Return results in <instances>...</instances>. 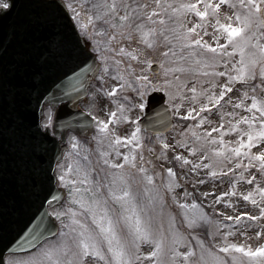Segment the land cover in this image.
<instances>
[{"label":"snow or ice","instance_id":"1","mask_svg":"<svg viewBox=\"0 0 264 264\" xmlns=\"http://www.w3.org/2000/svg\"><path fill=\"white\" fill-rule=\"evenodd\" d=\"M225 6L235 10L224 12L228 22L220 19ZM77 7L81 9L80 12H76L72 4H64L63 0H0V204L7 201L10 191L19 197L39 195L45 181L51 180L41 162L48 152L49 137L46 130L52 117L45 116L41 123L27 125L20 109L47 73L84 54L80 47V36L83 35L95 44L96 51L106 49L128 58L126 62L116 59L115 55L111 57L117 69L123 64L131 70L128 74L131 80L116 71V79L124 80L125 83L115 84L111 91H102L105 96H115L118 90L124 91L126 87H131V83L139 81L140 88L145 90H136L140 102L133 101L131 107L144 109L147 104L145 84L148 77L136 76L132 62L140 61L141 56L149 50L153 53L159 51L165 61L175 58L185 62V66L173 65L168 68L165 75L195 71L205 77L227 78L219 85L212 79L199 81L201 86L208 84V88L201 87L198 91L196 85L188 88L179 76H173V80L183 83V88L192 93L191 97H187L178 90L177 96L194 102L198 97L206 98V102L200 104L199 111L189 107L186 114L179 111L183 104H173L177 116L198 117L196 127L206 122L212 123L207 115H202L207 110L223 107L224 104L233 108L232 112L220 115L217 127L203 129L204 135L189 128L188 131L195 138L191 147L187 137L177 141L181 148H186L193 156L198 151L204 153L195 163L180 152L176 153L174 159L182 162V167L191 165L192 173L199 169H212L204 173L210 177H216L218 171L223 174L225 167L227 173L243 168V171L237 173L239 179H247L248 184H254L255 187L245 194L239 192L233 182L231 191L213 196L212 201L219 204L224 197L240 195L257 206L258 215L247 211L235 216L225 213V219L237 225H241L244 217L249 221L264 220V186H261L264 183V0H184L180 3L177 0H85L84 5L78 4ZM65 8L72 9L75 24L68 22ZM190 13L198 19L189 21L187 18ZM82 17L84 22H81ZM210 17L215 19L211 33L213 42L204 38L209 35ZM177 47L180 52L178 56ZM237 54L239 59H236ZM103 59L104 72L107 74L109 57L105 55ZM189 60L190 64L187 63ZM144 63L150 66L153 60L145 56ZM192 65L197 67L193 68ZM219 65L224 66V71L217 70ZM100 79L103 80L104 76ZM237 83L240 84L241 95L230 97ZM171 84L172 81L167 79L163 81L164 86ZM216 88H219V94L210 91ZM236 108L246 109L249 114L240 115L235 111ZM124 110L125 105L119 104L117 111L123 113ZM110 116V120H99L98 123L106 137L111 133L110 139L114 140V144L110 143V147L127 141L132 149L142 151H129L125 154L117 149V155L123 157L122 163L110 160L108 152L103 153V163L110 164L113 169L107 189L102 183L97 187L96 182L90 179L89 172L78 167L77 175L82 179H73L71 184L89 185L76 188L75 195L70 193L72 203L79 205V210L70 208L67 212L52 213L54 216L70 218L69 232L61 234L64 238L54 249L41 253L43 259L29 264H264V243L253 247L235 242L230 237L240 229L221 232L219 228L232 229L233 225H226L223 220L213 221L196 199L191 203L187 200L181 203L176 198L175 188L179 186V180L172 167L166 169L168 183L165 187L173 193L174 203L182 210L179 223H186L189 229H194L201 222L215 223L219 227L210 233L213 236L211 245H206L203 239L196 237L199 254L191 242L186 240L185 234L176 228L178 221L175 214L169 216L167 231L162 230L163 224L154 229L151 216L144 218L137 210L131 183L132 170L141 174V181L147 185L155 183L154 176L148 175V169L138 166L140 161L147 163L143 155L144 142L138 135L140 128L137 127L130 137L116 135L109 128L111 120L117 119L116 112H111ZM226 116L233 119L226 120ZM236 116H239L238 120ZM122 118L130 119L129 116ZM241 124L247 125L248 130L240 128ZM211 132L220 134L211 136ZM225 132L241 134L236 147L229 149L232 142L224 139ZM161 143L165 149L170 147L166 141L162 140ZM211 144L219 146L211 148L209 154L206 149ZM258 145L259 150L253 151ZM73 147L78 145L74 144ZM147 151L153 150L149 148ZM161 155L167 158L165 153ZM241 156L247 159V165L240 159ZM205 159L208 163H204ZM57 168L60 169L57 173L60 182L65 181V172L73 171L71 165L58 164ZM252 169L256 171L252 172ZM245 172L249 175L245 176ZM196 183L203 185L205 180L197 179ZM144 190L149 189L146 187ZM85 195L88 199H85ZM184 195L187 197L192 193L186 191ZM201 195L208 198L212 193L204 191ZM109 200L120 206V215L113 217L109 214ZM224 203L230 204L231 201L224 200ZM252 226L251 223L241 225ZM258 226L261 231L255 235L264 237V225ZM243 235L251 239L246 231ZM185 242L189 244L188 249L180 251L179 246ZM144 245L149 247L148 251H144ZM0 264L20 262L12 257L6 261L0 257Z\"/></svg>","mask_w":264,"mask_h":264},{"label":"rangeland","instance_id":"2","mask_svg":"<svg viewBox=\"0 0 264 264\" xmlns=\"http://www.w3.org/2000/svg\"><path fill=\"white\" fill-rule=\"evenodd\" d=\"M66 4H72L73 8H75L76 12H80L81 9L77 7V5H84L85 0H63ZM184 2V0H177V3ZM188 2H194V0H188ZM71 12V15L73 16L72 9H69ZM229 11H235L234 9L229 10L227 6L223 8V11L221 12L220 19L222 22H228L226 21V18L224 16V12ZM189 21H194L198 19L191 13L188 15L187 18ZM81 22H84V17L81 18ZM76 23V21H75ZM215 24L214 18H209L208 22V32L209 35L205 36L204 38L208 40L209 42H213L211 40V33L213 31V25ZM264 31V29H262ZM223 43V39L220 41ZM132 47H140L139 45H132ZM93 51H96L95 48ZM143 51V49H142ZM177 56L180 55L179 48L177 47ZM97 52V51H96ZM103 53H109V51L104 50ZM115 55L116 59H123L126 62L128 61V58L121 57L117 55L116 53H112V56ZM145 56L147 58L152 59L153 63L149 66L144 63ZM236 59H239L238 54L236 55ZM187 63H191V61H187ZM153 64H158L160 67V72L158 74L152 75L153 72L151 70V66ZM173 65L177 66H185V62L176 60L175 58H169L167 61L160 55L159 51L153 53L151 50H149L145 55L141 56L140 61L132 62L133 68L136 69L135 75H145L148 77V82L145 84L146 88V97L148 94H150L153 91L161 90L167 95L168 104L171 107V110L175 116L177 109L173 107V104L180 105L183 104V107L179 109V111L183 114H186L189 107L196 108L197 111H199L200 104L206 102L205 97H198L197 101H192L191 99L183 100L180 96L176 95V92L179 90L183 93L184 96L191 97L192 93L187 91L183 88V83H186L188 88H191L193 85H196L198 88V91L201 87L208 88V84H203L202 86L199 84V81L202 80H208L212 79L214 83L219 85L220 83L224 82L227 78L226 77H205L201 72H195V71H185L183 73L181 72H175V73H169L168 75H165V72L168 68H171ZM193 68L197 67L196 65H192ZM218 71H224V66L219 65L217 68ZM123 75H125L126 79L131 80L129 77L130 69H126L125 65H120L118 70ZM116 72V70H115ZM179 76L181 82L173 80V76ZM112 80L110 83L112 84V87L119 83L124 84V80H117L115 74H112V76H109ZM108 78V79H110ZM172 81V84L170 86H164L163 81L164 80ZM103 88H105L106 83H102ZM137 89L144 91L145 89L140 88V82L136 81L135 83H131V87H126L124 91L121 92V95L127 97L128 99H133L136 103L140 102V97L137 95ZM95 96L100 93V96L97 97V100L95 102V99H91L87 102V106H85L87 109H90V111L94 112L95 115L99 120H109V116L111 112H116V117L114 124L112 123V132H114L116 135L119 136H131L132 130L134 131V120L136 122V119L140 117L139 108L136 107H130L131 112H129V107L125 105V110L123 113L120 112V114L117 111L116 105L112 103V108L109 104V99H106V96L102 93L103 91L101 89L95 88ZM94 93V90H91ZM210 91H216L217 94H219V88L210 90ZM119 91H117L118 93ZM240 92V84L237 83V90L234 93L230 94V97L240 96L238 94ZM92 93V94H93ZM171 93V95H170ZM114 97L112 96V102L114 101ZM174 97V98H173ZM229 97H226L225 99H228ZM133 102V101H132ZM250 103V100L248 101ZM233 103H235V100H233ZM96 104V106H94ZM226 105V106H225ZM143 109H140V111ZM233 108L230 105L224 104L223 107L217 106L216 109L212 110L209 109L205 113H202V115H207L208 118L212 123H205L204 125L200 127H196L199 123V118H183L181 116H177L179 119V124L175 125L174 129L167 134L166 136H163L162 138H149L147 140V143L144 144V150L143 155L145 161L138 162V166H144L148 169V175L154 176L155 183L153 185H147L146 183L142 182L140 179L141 174L133 171V179L131 181L132 183V190L136 199V204L138 205V209L144 218H147L148 216H151V223L154 229L158 228L161 224H163L164 231H167L168 224H169V216L171 214L176 215V219L178 223L176 224V228H178L182 233L185 234L186 240L191 242V246L197 249V254H199V245L196 243V237L198 236L200 239H203L205 241L206 245H211L213 241V236L210 234L213 232V230L217 227L215 223L213 224H205L203 222L199 223L194 229H189L186 223H179L181 220L180 213L182 212L181 209L178 208V206L174 203L173 200V193L168 191L165 185L168 183V173L166 169L168 167L174 168V170L177 173V178L179 180V186L175 188V196L178 198L181 203H183L185 200H187L188 203H191L193 199L198 198L199 204L202 206V210L206 213H208L209 216L213 218V221L215 220H223L224 223L233 225L232 229L229 228H219V231L226 232L230 230L240 229L236 233V235L230 237V239L234 240L235 242L239 243H247L249 245H252L255 247L257 244L264 243V237H257L255 235L256 232L261 231V227L258 225H264V220L260 221H249L248 218L244 217L241 220V225L251 223L252 227H241V225L235 224L233 221H228L225 219L224 214L230 216L239 215L240 212H251L253 215H258V208L257 206L251 204L250 201H246L243 199L240 195L235 196H228L222 198L221 202L219 204H215L212 201L213 196H219L221 192H228L231 191L233 182L236 183V188L239 192H244L245 194L247 191L251 190L255 187V185H249L247 182V179H239L237 173L243 171V168L237 169L233 173H227V168L225 167L224 173L222 175V179L219 180V176L216 177H210L205 176L204 173L211 171L212 169H199L198 172L192 173L190 171L191 165H185L181 166L180 161L175 160V155L177 152L182 153L183 155L187 156L192 163H195L198 158L203 155V152L198 151L195 156L190 154L186 148H181L179 144L177 143L178 140H183L185 137L188 139L189 147L192 146V141L195 140L194 137L191 135V131H188L189 128H191L193 131H196L200 135H204L203 129H211L212 127H217L220 122V115L224 112H232ZM236 112L240 113V115H248L246 109H240L236 108ZM50 114L45 112V116H49ZM120 115L122 116H128L130 115V119H128V122H121L118 118ZM226 120H232L233 117H225ZM235 119H239V116H236ZM119 124H123L120 127H118ZM138 126V124H137ZM225 127L227 128L228 125L226 124ZM240 128H243L245 131L248 130V126L241 124L239 126ZM183 134V135H179ZM219 132H211V136H217L219 135ZM241 134L238 132H225L223 133L224 139L226 141L232 142L229 145V149L234 148L237 146V141L239 139V136ZM129 136V137H130ZM150 136V135H149ZM108 137L103 134V140H99V144L97 147V151H94V153L91 150V147L93 148L95 145L94 142L91 140H73L70 142V150L67 154V157L65 158L64 162L61 164L62 166L71 165L73 168V171L71 173L65 172L66 179L65 181H71L73 179H82V177H78L77 175V168H83L84 170L89 172V177L91 180H94L95 173H98L101 176V178H98L96 176V179H98L96 182L102 183L104 188L107 189L108 181L111 178V172L113 169L111 168V165H107L106 167L102 166V163L99 162L100 156L105 159L103 156L104 152L109 153V159L118 163H121L123 161L122 156L117 155V149L120 153H128L129 151H133L137 153V149H132L131 145L127 144V141H122V144L115 147H110V143L107 139ZM247 137L245 136L244 139ZM166 141L170 147L165 149L163 147V144L161 141ZM74 144H77L78 147H73ZM113 144V143H111ZM127 145V146H124ZM218 144H211L208 145L206 151L210 154V149L214 147H218ZM197 147H199V142H197ZM259 145L256 146L253 151L259 150ZM152 149V152L147 151V149ZM112 151L115 153V157H112ZM142 150L138 149V153ZM165 153L167 158H165L164 155H161V153ZM98 159V161H97ZM240 159L245 162H243L245 165H247V159L243 156L240 157ZM96 161V164H95ZM204 163H208V160L205 159ZM229 166L230 162H228ZM95 169V171H92ZM60 169H58V172ZM252 172H255V169L251 170ZM219 174V171H218ZM249 173L245 172V176H248ZM107 177V178H106ZM197 179H204L205 184H197ZM95 181V180H94ZM77 187H84L85 185H82L80 183L76 184ZM89 187V185H86ZM261 186H264V183L261 184ZM148 188V191H145V188ZM192 193V195L185 197V192ZM204 191H209L212 193V196L205 198L201 194ZM105 193H101V195H104ZM85 199H88V196L85 195ZM197 200V199H196ZM197 200V201H198ZM224 200L231 201L230 204H225ZM211 205V207H209ZM108 209L110 210L109 214L113 217L118 216L121 214L120 212V206L118 204H115L112 202L110 204V200L107 204ZM69 209V204L64 206V208L60 207L57 210L55 209L53 212H67ZM219 209V211H217ZM191 212V210H189ZM65 218V217H64ZM68 221V219L66 218ZM70 220V218H69ZM88 223L91 224V219L88 218ZM69 224H65V230L62 231V233H68L69 232ZM248 233V237H251V239H248L243 235V232ZM61 233V234H62ZM58 235L57 238L54 240L45 242L40 248L35 250L32 253L29 254H20V255H12L9 257L14 258L16 261L20 262V264H29V262L36 261L39 259H43L41 256V253L44 252L47 249H54L56 245L61 241L62 235ZM217 240L220 239L219 236L216 237ZM189 244L187 242L182 243L179 248L180 251H186L188 249ZM144 251H148L149 247L147 245L142 246ZM8 257V258H9ZM7 258V259H8Z\"/></svg>","mask_w":264,"mask_h":264},{"label":"water","instance_id":"3","mask_svg":"<svg viewBox=\"0 0 264 264\" xmlns=\"http://www.w3.org/2000/svg\"><path fill=\"white\" fill-rule=\"evenodd\" d=\"M65 12L68 22L73 24L66 9ZM80 47L84 50V54L78 59L62 64L47 73L44 79L35 86L33 94L21 106L20 110L27 125H33V122L40 123V117L43 113L42 105L48 101L59 104L65 100L71 102L80 100L89 79L93 78L98 68L94 55L89 51V45L83 44V41L80 40ZM76 67L77 71L75 70ZM64 78L76 79L63 83ZM70 116L71 109L60 108L57 114L58 127L66 122V118L70 120ZM169 116V110L165 106V96L162 93L151 95L149 97L148 117L143 120V123L151 127L150 124L155 122V125H163V130H167L170 126ZM69 127H71L70 121ZM48 137V152L41 163L47 170V175L51 177L54 164L60 160L65 148L57 146V143L49 135ZM53 186L54 181L51 177V180L45 181L39 195L19 197L11 191L8 193L7 201L0 204L1 257L8 251L17 252L30 249L44 237L55 233L56 228L48 216L47 205H54L60 201L61 195L53 199L55 197Z\"/></svg>","mask_w":264,"mask_h":264},{"label":"flooded vegetation","instance_id":"4","mask_svg":"<svg viewBox=\"0 0 264 264\" xmlns=\"http://www.w3.org/2000/svg\"><path fill=\"white\" fill-rule=\"evenodd\" d=\"M101 47H103V46H101ZM95 48H96V46H95ZM106 50V49H105ZM97 55H98V59L100 60V62H101V64H102V67H101V72H100V74H99V76L96 78V80L94 81V83L92 84V86H91V88H90V90H94L95 88H98V89H104V88H101L102 87V83L104 82V83H107L109 80L111 81L112 79L110 78V79H108L105 75H108V76H112V74H113V72H115V70H116V68H115V66H114V61L111 59V57H112V53L111 52H109V53H103V52H100V51H97ZM105 55H107L108 57H109V60L107 61V63H108V65H109V71H108V73L106 74L105 72H104V64H105V61H104V59H103V56H105ZM101 76H104V79L103 80H101L100 79V77ZM112 82V81H111ZM111 88H112V84H111V86H110V88H109V91H111ZM105 90V89H104ZM96 91V90H95ZM103 94H104V92H102ZM91 95H90V93H89V96H88V98L85 100V102H84V104L83 105H85V103H86V101L89 99V97H90ZM100 96V93H98L97 94V97H99ZM109 97V101H110V103H111V105H112V96H108ZM71 135V134H70ZM69 139H70V136H69ZM82 140H86V139H88V140H93V136L92 137H90V138H81Z\"/></svg>","mask_w":264,"mask_h":264}]
</instances>
